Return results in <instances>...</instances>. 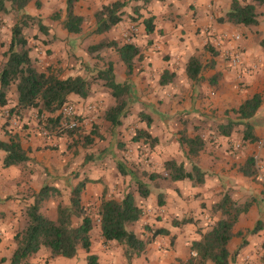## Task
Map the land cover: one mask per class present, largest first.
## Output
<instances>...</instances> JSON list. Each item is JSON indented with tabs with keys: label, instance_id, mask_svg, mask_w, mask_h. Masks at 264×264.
<instances>
[{
	"label": "crops",
	"instance_id": "crops-1",
	"mask_svg": "<svg viewBox=\"0 0 264 264\" xmlns=\"http://www.w3.org/2000/svg\"><path fill=\"white\" fill-rule=\"evenodd\" d=\"M83 1L78 0L76 5ZM117 1L127 2L122 21L110 31L98 34L96 13L100 9L95 13V19L91 20V24L94 23L91 37L108 34L107 37L118 45L134 44L140 50L134 60L133 71L129 74L118 52L111 48L115 53L112 62L116 80L130 87V95L127 97L130 104L122 125L128 123L126 125L129 130L135 127L138 128L137 132L146 131L156 139L154 145L145 138L138 142L133 141L138 146L129 144L131 151L141 148L145 152L141 156L129 158H142L143 164L146 163L143 159L148 158V162L156 165L157 170L154 173L164 178L168 176L165 170L167 161L175 160L184 164L185 168L186 162H192L206 174V178L203 184L168 179L165 182L170 184L155 187L156 193H151L148 198L141 197L138 191L135 192L134 198H138L137 205L144 209L143 219L149 220V227L168 231L167 235L154 239L146 254L134 257L129 263L123 246L116 242H106L105 248L98 247V253L92 254L98 256L99 264H184L190 257L196 256L191 245L201 240L200 231L207 232L222 218L213 208L228 194L239 204L251 203L249 211L241 215L234 229L236 236L229 244L232 254L238 252L234 264H258V261H264V229L252 232L258 222L264 226V184L259 179L260 172L256 164V158L260 157L264 165V4L257 7L258 25L237 27L219 21L230 11L233 0H95L96 4H102V8ZM239 1L254 3V0ZM90 2L85 0V4ZM78 5L75 6V12L84 17L78 13ZM66 15L65 10L59 18L65 31L67 29L63 21ZM147 21L153 26L151 32L147 29ZM85 24L84 18L82 30ZM57 25L49 26V32L53 35V44L50 43L49 48L54 50V54L50 57L46 54L41 56L48 68L54 63L53 60L62 59L57 41L60 27ZM237 34L241 35V39L232 41ZM117 38H120V43ZM218 40L222 42L220 46ZM231 48L241 49L243 66H230L225 52ZM212 49L217 55H213ZM192 57L200 58L204 65L197 81L192 80L187 73ZM72 76L83 77L80 73ZM213 79H216L214 83ZM163 80L167 82L163 83ZM257 94L262 96V104L252 119V125L259 142L250 143L244 140L243 125L236 126L231 136L222 135L220 126L231 120L238 121L235 110ZM89 98L91 96L83 99L72 95L70 102L82 107L87 105ZM95 99L98 103L92 104L97 105L98 110L106 111L116 104L112 93L110 99H105L102 94H97ZM17 100L18 96L15 104L10 107H14ZM35 113V109L23 112L19 116L18 127L5 124L4 120L0 121V141L8 142L9 132L17 134L30 158L24 166L5 168V152L0 150V264H12L17 249L13 235L23 228L18 224L19 220L26 209L34 204L35 195L41 191L39 188L45 182V176L41 178L38 173L45 171L50 175V171L59 169L61 158H69L67 137H44ZM216 114L220 118L213 120V115ZM142 116L151 119L150 126L143 121ZM136 121V126L132 124L130 127ZM122 125L114 129L117 128L120 132ZM9 128L13 131L8 132ZM183 136L191 139L200 137L204 140V149L198 156H191L188 146L181 144ZM260 142L263 144L261 148ZM91 151L98 154V147ZM251 156L255 159L258 179L247 176L242 171ZM81 160L84 163L85 158ZM99 160L108 163L109 158L97 155L84 164L92 170L97 168L100 178L111 186L112 179L106 168L95 167V162H100ZM128 174L135 178L132 171H128ZM59 176L66 181L62 174ZM79 178L75 180V186H70L71 192L65 198V203H70L72 190L80 182ZM89 179L90 183L83 194V203L86 197L94 196L99 199L105 192L94 186L98 182L95 175ZM50 188L51 193L43 202L41 211L54 219L57 218L60 202L56 197H51L55 189ZM184 219L194 220V223L181 224ZM135 224V233L141 239L148 240L151 237L148 227L141 230L142 224ZM94 230L98 231L99 239H103L100 225L95 226ZM88 256L85 251V254L72 259L62 256L53 258L50 251L43 248L29 263L88 264Z\"/></svg>",
	"mask_w": 264,
	"mask_h": 264
},
{
	"label": "trees",
	"instance_id": "trees-1",
	"mask_svg": "<svg viewBox=\"0 0 264 264\" xmlns=\"http://www.w3.org/2000/svg\"><path fill=\"white\" fill-rule=\"evenodd\" d=\"M32 0H0V26L3 25L2 16L10 12V8L16 11H24ZM78 0H67L66 17L63 21L65 29L69 33L78 34L82 31L84 17L76 14L75 6ZM149 0H146V2ZM255 3V4H254ZM254 3L241 2L233 0L230 11L225 18H220V23H230L237 27H253L258 25L257 7L264 4V0H254ZM127 2L117 1L103 8L96 13L98 23V34L110 31L122 21L123 9ZM29 16H25L23 22L17 23L12 28L11 41L6 52L7 61L0 68V107L8 108V93L13 86L16 87L18 100L17 104L10 108L11 113L19 117L23 112L30 109H39L42 114H50L46 121H40V125L49 131V138L52 137H74L78 131H58L62 120L58 112L61 108L70 102L72 95H77L83 99L90 96L91 82L82 76H71L62 78L53 70H39L31 57L28 48V41L24 34L25 21ZM60 18V17H59ZM23 23V24H22ZM149 32L153 30L150 21H147ZM46 27L40 22V30ZM106 48L115 49L120 55L122 61L131 74L134 68V60L139 55L140 50L134 44L118 45L115 41L104 40L93 46L91 50H103ZM213 50V49H212ZM213 55H217L213 50ZM204 65L198 57H192L187 67L188 76L197 81ZM99 78L104 81V85L110 89L112 96L116 99V104L104 112L105 119L113 127L122 125L123 118L127 116L130 95V87L120 84L116 80L115 68L113 62L108 64L105 71L100 72ZM216 79L212 80V83ZM167 80H163V83ZM71 103V102H70ZM262 96L257 94L248 99L235 113L238 115V121L231 120L228 124L221 125L219 131L224 136H231L234 128L239 125L245 126L244 140L250 143H258L259 139L254 135L252 119L261 107ZM143 121L151 125V119L142 116ZM8 142L0 141V150L5 152L3 164L5 168L11 166H21L27 163L30 158L28 151L22 147L20 138L17 134L9 133ZM95 136H99L98 127L94 126L93 131L80 136L84 147L95 143ZM145 138L152 145L156 142L146 131H138L133 141H140ZM182 145H187L191 156H198L204 149L205 142L202 138L194 139L186 136L182 137ZM120 172L124 175L127 171L124 165L118 164ZM167 179L171 181L190 180L197 184L205 182L206 174L197 166L192 171H187L184 164H179L175 160L165 163ZM247 176L257 178V168L255 159L251 156L242 169ZM163 177L162 175H151L152 179ZM258 179V178H257ZM90 180L80 181L72 190V196L69 206L59 205L57 220H52L41 212L43 202L49 197L51 188L44 187L35 195V202L26 209V218L28 225L20 232L13 235L17 243V249L12 258V264H30V259L41 249L46 248L51 256L65 257L72 259L78 255L79 249L85 250L88 256V264H99L98 256L91 254L92 249V231L95 226V218L89 212V209L83 203V194ZM141 197L148 198L151 190L146 184L138 181ZM251 203L239 204L234 201L230 195H225L223 199L214 206L215 213H220L222 218L213 224L211 228L201 233V240L192 243L191 249L196 256L184 264H234L235 256L229 250V244L236 236L234 231L241 215L247 213ZM145 215L144 209L135 203L133 195L128 194L121 200L108 199L106 195L102 197L97 208L96 216L98 218L102 237L105 242H116L125 247V254L129 261L134 257H139L147 253L149 245L159 236L168 234L165 229H154L148 227L151 233L148 240L141 239L134 231H129L127 225L142 220ZM75 219L80 223L75 224ZM194 223V220L184 219L181 224ZM264 229L261 222L257 224L252 231L256 233ZM245 244V243H244ZM243 244V245H244ZM264 251V246H263ZM264 260V254L262 256Z\"/></svg>",
	"mask_w": 264,
	"mask_h": 264
},
{
	"label": "rangeland",
	"instance_id": "rangeland-1",
	"mask_svg": "<svg viewBox=\"0 0 264 264\" xmlns=\"http://www.w3.org/2000/svg\"><path fill=\"white\" fill-rule=\"evenodd\" d=\"M89 2L90 4H85L84 0L83 2L78 3L79 5L77 4L78 6H80V10L78 9V13L84 15L86 23L82 32L78 34H72L68 31H65L61 25V21L59 20V17L61 18V16L65 13L66 0H32L24 11H16L10 8V12L2 16V20L4 23L0 26V68L7 61L6 52L8 51V46L11 41L12 28L17 23L23 22L22 20H24V17L27 15L29 17L25 19L27 25L24 26V34L28 41V48L30 50V54L35 66H37L39 70L48 69V67L46 66L47 63L43 61V59H41V56L46 54V56L50 57L54 54V50L49 48L51 47L50 43L53 44V35L49 32L51 28L49 26H55L58 24L57 26L60 27V29L58 30L59 37L57 41L60 44L58 46L60 48V53L62 54V59L58 58L53 60L54 63H52L49 68L62 78L80 73L84 78L89 80L91 82V98H89L87 104L98 103V100L95 99L97 94H102L105 99H110L111 91L104 85V81L99 78V74L100 72L107 70L108 64L112 62L115 53L113 52L114 49L112 50L110 48H106L100 51L91 50L93 46L99 44L103 39L107 41H111V39L107 37L108 34L99 37L97 36L98 38L91 37V32L92 30H94V23L91 24V20L93 18L95 19V13L102 9V4H96L95 0H89ZM40 22L47 28L46 31L40 30ZM117 41L118 43H120V38H117ZM17 96L18 95L16 87L13 86L8 93V110L12 108L10 106H13L15 104ZM35 112L36 115L42 114L40 113L39 109H35ZM104 112L105 110L99 109L96 113H94L89 119L90 121H88L85 125V128L77 133L74 137L65 136L67 137L66 146L67 152L69 153V158L63 160L61 158V160L59 161V169L57 168L58 170L54 171L52 168L54 172L50 171V175H47V172L45 171H41L38 173L41 178L42 176H45V182L41 184L39 190H42L44 187L48 186L54 188L55 191L52 192L51 197H56L60 202L59 205H70V203L68 204L64 201L71 192L70 186H75V180L79 177H81L79 179L80 181H82L85 179L90 180L89 178H92V176L95 175L98 182L94 183V186L97 188L100 187L105 190L104 194L108 199L117 200H121L125 197V195H128L126 194V192H129V194L133 196L136 191L139 192L138 181L146 184L151 190V193H156L157 190L155 189V187L160 188L162 185H165L167 183L165 181H167L168 179L164 177H158L156 179L151 178V175H157V173H154L157 168H155L156 165L153 162H148V158L143 159L146 161V163L144 164L141 161L142 158H129L131 156H141L143 155V152H145L141 148L136 149L134 152L133 150L131 151V148L128 147L129 144L131 146H138L137 144H133V138L137 135L138 128L134 127L129 130L126 125L128 123H125L122 125L121 131L119 132L117 128L114 129L111 123L105 119ZM219 118L220 115H213V120H218ZM4 122L5 124H10L5 119ZM137 123L138 121L131 123L130 127H132V124L136 126L135 124ZM94 126L98 127L99 136L94 137L95 143L93 144V146L84 147L80 136H86L90 134L93 131ZM7 131H13V129L9 128L7 129ZM94 147H98V154L96 155L95 151H91ZM97 155H101V158H109L108 163H105L104 161L101 162V160H99L100 162L96 161L95 167H100V169H102V167L106 168V170L109 172L110 178L112 179L111 186H109L110 184L103 178H100V174L97 173V168L92 170L90 166L85 165L87 164V161L90 160V158H94ZM81 158H85V164L82 162ZM120 162L124 165L126 171L128 170L134 173L135 178L130 176L128 174V171L127 174L124 175L120 172L118 166ZM186 163V170L192 171L194 167L192 162ZM24 165L25 164L21 166ZM60 174H62L63 178L66 177V181L60 178ZM93 197L94 196L86 197V201H84V204L89 209L91 215L95 218V226H98L100 224L96 216V212L102 197H100L99 199ZM135 203L138 204V198L135 199ZM41 212L46 216L43 210ZM52 220H57V218H54ZM145 221H147L148 224ZM78 223H80V221L75 219V224L77 225ZM136 223H140V225L142 224L141 230H145L147 227H149V220H144L143 218L141 221ZM18 224H20V226H23V228L21 227L22 230L28 225L26 211L21 220H19ZM136 225L137 224L135 223H130L127 225V229L129 231L135 232L134 226ZM22 230L19 229L17 232H20ZM92 239L93 245L91 254L98 253V247L101 249L106 247L105 244L107 243L104 241V239H99V233L94 229ZM244 240L245 237L243 238V241ZM123 248L125 250V247ZM82 254H85V251L80 248L78 255L80 256ZM125 258L127 259L126 256ZM127 261L130 263L132 260L129 261L127 259ZM258 262L260 263L264 261L261 260Z\"/></svg>",
	"mask_w": 264,
	"mask_h": 264
},
{
	"label": "built area",
	"instance_id": "built-area-1",
	"mask_svg": "<svg viewBox=\"0 0 264 264\" xmlns=\"http://www.w3.org/2000/svg\"><path fill=\"white\" fill-rule=\"evenodd\" d=\"M241 35L237 34L233 37L232 41H239ZM219 46L221 41L218 40ZM226 59L229 61V64L233 68H238L243 66V57L241 49L231 48L225 52ZM98 111V106L94 104H87L85 106H79L75 103L65 104L61 110L58 112V115L61 116L62 120L60 121L59 126H57L58 131H81L85 128L91 116ZM50 117V114H39L36 116V119L39 121H46ZM6 120L11 125L18 127L19 126V117L14 116L10 110L7 108L0 107V121ZM41 134L44 137L49 138V131L45 127L41 126ZM263 146L262 142L259 143V148ZM257 168L259 170V179L264 184V165L260 161V157L256 158ZM258 264H264L260 262Z\"/></svg>",
	"mask_w": 264,
	"mask_h": 264
}]
</instances>
